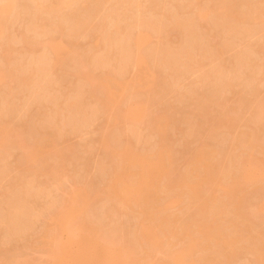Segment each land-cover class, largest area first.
<instances>
[{
  "label": "rangeland",
  "instance_id": "rangeland-1",
  "mask_svg": "<svg viewBox=\"0 0 264 264\" xmlns=\"http://www.w3.org/2000/svg\"><path fill=\"white\" fill-rule=\"evenodd\" d=\"M224 1L0 0L12 5L0 16V264H65L60 243L73 251L83 239L89 248L81 246L88 250L79 253L90 263H101L106 248L112 247L108 243L116 242L121 252L124 249L114 251L116 263L174 264V253L186 250L184 264H209L204 251H217L219 243L212 239L209 246L208 239L201 236L200 241V235L191 234L197 223L213 224L209 226L220 232L216 235L225 232L226 238L230 230L235 231L229 236L237 231L236 222L242 221L236 227L247 230L243 220L251 233L241 234L243 240L236 246L227 241L224 249L236 247L230 255L224 256L227 251L220 246L225 257L221 263L264 264V252L256 250L264 248V115L257 110L264 100V0L225 1L233 9V16L231 10V17L228 12L226 16L237 18L232 20L224 15ZM139 33L137 47L133 40ZM52 39L61 49L51 47ZM136 55L142 56L141 62L135 61ZM108 92L115 95L112 104L104 102ZM159 116L165 120L161 130ZM249 137L260 143L244 148ZM121 147L137 156L148 157L156 149L169 153L163 156L162 174L160 170L154 179L162 193L152 202L157 207L161 199L163 208L166 201L167 218L178 217L168 225L173 233L158 227L161 207H154L149 217L140 209L143 200L140 204L132 195H120L121 190L115 194L118 198L108 196L106 189L130 185L127 169L136 172L141 165L135 158L122 160ZM201 148L212 152L213 170L221 172L211 183L203 181L199 194L188 195L176 181L196 175L190 172V161ZM117 151L120 156H112ZM251 166H257L255 178L247 172ZM118 167L122 173L116 177H122L116 184V172L111 175ZM163 182L175 185L169 183V189ZM227 188L234 190L231 196L241 195L238 210L244 209L246 219L236 217L240 211L235 213V196L229 197ZM130 197L135 201L127 207ZM172 198L177 202L169 203ZM71 205L76 206L72 216L61 224L58 215ZM143 225L157 234L158 241H153L158 243L141 241L137 229ZM187 234L203 242V248L199 243L193 247ZM255 241L261 245L256 249ZM205 244L212 248L207 250ZM213 251L209 262L219 264L220 253Z\"/></svg>",
  "mask_w": 264,
  "mask_h": 264
},
{
  "label": "bare ground",
  "instance_id": "bare-ground-1",
  "mask_svg": "<svg viewBox=\"0 0 264 264\" xmlns=\"http://www.w3.org/2000/svg\"><path fill=\"white\" fill-rule=\"evenodd\" d=\"M5 1V0H4ZM224 1V0H223ZM225 1H228L229 3H232V2H235V1H233L232 0V2L230 1V0H225ZM223 2L222 4H224L223 6H225V7H222V9H225V12H224V15H225V17H226V19L228 18V16H230L229 15V11L231 10V12H230V14H232V16H233V13H232V10L233 9H231V7H230V10L228 9V4L229 3H227V2ZM241 1V0H240ZM239 1V2H240ZM227 3V4H226ZM240 3H242V2H240ZM231 5V4H230ZM12 7V5H11V2L10 3H8V2H0V16L3 14L2 13V11H5L6 9H8L9 7ZM51 7H54L55 5H54V3H53V6L52 5H50ZM50 6L48 5V9H51L50 8ZM232 6V5H231ZM234 6V5H233ZM242 6V5H241ZM246 6V5H245ZM45 7V6H44ZM243 7V6H242ZM260 7V6H259ZM258 7V8H259ZM47 8V7H46ZM233 8V7H232ZM255 8H256V6H255ZM10 9V8H9ZM54 9V8H53ZM226 9H228V10H226ZM259 9H261V8H259ZM52 10V9H51ZM258 10V9H257ZM223 11V10H222ZM222 11H221V13H222ZM235 11H237L236 10V8H235ZM241 11V10H240ZM245 11V10H244ZM243 11V12H244ZM247 11V10H246ZM227 12H228V14H227ZM207 13V12H206ZM235 14H236V12H234ZM245 13V12H244ZM263 13V12H262ZM226 14L228 15V16H226ZM264 14V13H263ZM200 15V14H199ZM240 15V14H239ZM246 15V14H245ZM258 15L260 16V15H262L261 13H258ZM257 14H256V16H258ZM203 16V15H202ZM241 16V15H240ZM248 16H250V15H248ZM255 16V17H256ZM263 17H264V15H262ZM262 16H260V18H262ZM231 17V16H230ZM246 17V16H245ZM251 17V16H250ZM234 17H232L231 19H229V20H232ZM236 18V17H235ZM234 18V19H235ZM257 18H259V17H257ZM237 19V18H236ZM263 21H264V19H263ZM261 22V21H260ZM259 24V23H258ZM0 27H2V25L0 26ZM141 31V30H140ZM143 31V30H142ZM138 35V37H136V39L135 40H133L134 42V45L135 46H137V44H139V35H141L140 33L139 34H137ZM135 36V35H134ZM134 39V38H133ZM49 41V40H48ZM49 42H51V41H49ZM48 42V43H49ZM132 42V41H131ZM52 43H53V39H52ZM49 44H51V43H49ZM48 45V44H47ZM64 45V44H63ZM66 45V44H65ZM140 45V44H139ZM50 46V45H49ZM55 47V49H61V47H62V44H60V43H58V42H54L53 44H51V47ZM134 46V47H135ZM138 47V46H137ZM51 49H53V48H51ZM57 54V53H56ZM140 54V53H139ZM142 56H139V55H136V57H135V61L136 62H141L142 61V58H141ZM109 93V92H108ZM114 94V93H113ZM111 92L106 96V97H103V98H105V103L106 104H108L107 102H109L110 104H112L113 103V99H115L114 97H115V95H113ZM107 100V101H106ZM264 101V100H263ZM261 102L260 101V105L258 106V105H256V106H258V111L260 112V115L262 114V115H264V102ZM112 102V103H111ZM72 104H73V102H72ZM71 104V105H72ZM109 104V105H110ZM115 104V103H114ZM76 105V104H75ZM107 106V105H106ZM114 106V105H113ZM113 106H111V108L113 107ZM109 107V106H108ZM258 115H259V113H258ZM258 117V116H257ZM159 119H160V116H159ZM163 120H164V118L162 117V120L160 119V121H162L161 122V124L163 123ZM231 120V119H230ZM165 121V120H164ZM6 125V124H5ZM160 126V125H159ZM6 127V126H5ZM161 127H163V124L160 126V129L159 130H161L162 128ZM7 128V127H6ZM1 129V128H0ZM8 129V128H7ZM2 130V129H1ZM1 132V131H0ZM2 132H3V130H2ZM4 132H5V129H4ZM7 132H9V129L7 130ZM7 132H5V133H7ZM160 132H162V131H160ZM163 133V132H162ZM4 134V133H3ZM9 134V133H8ZM5 136V135H4ZM0 137H1V141H3V136L2 135H0ZM3 137V138H2ZM246 137V136H245ZM244 137V138H245ZM253 137V136H252ZM255 139V138H254ZM254 139H252L251 137H249L248 139H244L245 141L247 140V143L250 145H246L247 143L246 142H244V143H246V144H243L244 145V148L246 147V146H248V148L247 149H249L251 146H254V145H256V142H259V141H257L256 139L254 140ZM103 140H105V139H103ZM242 140V139H241ZM40 141H42V140H39V142ZM43 141H44V146H46L45 145V143H46V141L47 140H45V138L43 139ZM42 141V142H43ZM50 141V140H49ZM41 142V143H42ZM243 142V141H242ZM49 143V142H48ZM260 143V142H259ZM259 143H258V145H259ZM108 144V143H107ZM51 145V144H50ZM49 145V146H50ZM243 145H242V147H243ZM122 146V145H121ZM125 145H123V147H124ZM237 146V145H236ZM239 146H240V143H239ZM238 146V147H239ZM262 146V145H261ZM123 147H121V149H124ZM258 147V146H257ZM256 147V148H257ZM259 147H260V145H259ZM258 147V148H259ZM113 148V147H112ZM111 148V149H112ZM236 148V147H235ZM255 148V147H254ZM262 148V147H261ZM117 149H119V148H117ZM130 148H128V149H124V151H122V150H119V151H121L122 153L120 154L121 155V159L122 160H126L127 162H129V160H131L132 162H134L135 160H133L134 158L135 159H137L140 163L139 164H141L140 165V168H139V170H137L136 172H135V170L134 169H132V171L133 172H129V171H131V168H130V163L129 164H126V162H123V161H121V159H119V163H120V161L122 162V163H124V164H126V165H129L128 167L130 168V169H127V170H129L128 171V173H130V174H128V176L130 177L131 176V183H130V181H129V183H130V185L129 184H124V185H122V187H117L116 185H114L113 187H111V188H108V189H106V191L108 190L109 192V194H108V196L110 197L111 195H113L114 194V196L113 197H116L115 196V194L118 192L119 193V191H120V195H121V193L125 196V197H128L129 198V196L130 195H132L133 197H135V200L136 199H138V201H140L139 203L141 204V201L143 202V203H145V204H143V208H140V209H142V211H143V213L146 211V214H147V216L149 215V217H151V215H154V214H152V213H155L156 212V210H158V209H160V207L161 206H159V204L161 203L160 201H161V199H159V202H158V208L157 207H155L156 206V204H155V202L153 203L152 201H154L155 199H156V197H157V194L158 193H162V190L160 191V192H158V190L160 189V186L159 185H156V183L154 182V179L155 178H157V174L159 173V171L161 170V174H162V171H163V156H164V154H166L165 156L167 157V153L168 152H163V151H161V150H157L156 149V151L154 152V153H152L151 155L150 154H148V155H150V156H137V155H134L133 153H131V151H128ZM253 149V148H252ZM264 149V148H263ZM115 150H116V148H115ZM131 150V149H130ZM133 150V149H132ZM200 151H197V153H195L194 154V157H193V159H192V161H190L191 163V166L193 165V168H194V170H191V169H193L191 166H190V172H196V175L195 174H193L194 176H191V174L188 176V174H187V177H186V175L185 176H183V178H185V179H182V178H180V179H182V180H180L179 182H177L176 181V183H177V186L178 187H180L181 189H186V191H187V194L189 195V193L191 194V195H195L196 193H197V189H198V187H199V185L203 182V181H207V182H210L211 183V181H213L214 180V176H216V174H217V172H218V174L221 172H219V171H216V172H214L216 169H214L213 170V166H214V162L212 161V152L211 151H209V149L207 148V150H204V148H201V149H199ZM111 151V150H110ZM113 152H115V151H113ZM133 152V151H132ZM135 152V151H134ZM32 153V152H31ZM30 153V154H31ZM109 153H111V152H109ZM119 153L120 152H116V153H114V154H112V156L113 155H119ZM33 154H35V153H33ZM169 154V153H168ZM119 155V156H120ZM143 155V154H142ZM146 155V154H145ZM31 156V155H30ZM32 156H34V155H32ZM119 156H116V157H118L119 158ZM231 158V157H230ZM230 158H229V160H230ZM254 158V157H253ZM116 159V158H115ZM191 159V158H190ZM189 159V160H190ZM116 160H118V159H116ZM254 160V159H253ZM257 161V160H256ZM118 163V162H117ZM122 163H121V167L123 166L122 165ZM232 163V162H231ZM253 163L255 164H257L258 162H255V161H253ZM213 164V165H212ZM216 164V163H215ZM224 164H227V163H223V164H221L222 165V167H225L224 166ZM219 165V164H218ZM117 166H119V165H117ZM217 165H215V167H216ZM227 166V165H226ZM120 167V168H121ZM231 167V166H230ZM119 167H118V171H117V169H116V171H115V169H114V172H113V174L111 175L112 177H113V175H114V173L116 172V175H115V178H117L116 176L118 175V174H120L121 175V173H122V169H120ZM125 168V167H124ZM123 168V169H124ZM217 168V170H220L218 167H216ZM221 168V167H220ZM226 168V170L228 169V167H225ZM225 168H224V170H225ZM119 169L121 170V171H119ZM125 169V170H126ZM189 169V168H188ZM223 169V168H222ZM221 169V170H222ZM231 169V168H230ZM229 169V170H230ZM257 169V166H254V167H250V170H248L247 172H250V175L253 177L254 176V178H255V176H257V174L256 173H254V170H256ZM231 171V170H230ZM229 171V172H230ZM126 172V171H125ZM189 172V173H190ZM194 172V173H195ZM222 172H223V170H222ZM228 172V171H227ZM247 172H246V174H247ZM124 173V172H123ZM187 173H188V171H187ZM216 173V174H215ZM224 173H226L225 171H224ZM232 173V172H231ZM241 173H243V171L241 172ZM186 174V173H185ZM215 174V175H214ZM222 174V173H221ZM229 174V173H228ZM233 174V173H232ZM125 175H127V172L125 173ZM133 175H135L136 177H135V180L134 179H132V176ZM223 175V174H222ZM225 176H227V175H225ZM233 176V175H232ZM247 176H249V175H247ZM122 177V176H121ZM121 177H118L117 179H116V184H117V182H119L118 180H120L121 179ZM129 177H128V179H129ZM159 177V176H158ZM133 178H134V176H133ZM236 178H237V176H236ZM251 178V177H250ZM111 179V178H110ZM159 179H161V177L159 178ZM168 179V178H167ZM216 179V178H215ZM231 179H232V177H231ZM113 180V179H112ZM132 180H133V182H132ZM111 181V180H110ZM234 181V180H233ZM232 181V182H233ZM162 182V181H161ZM215 182V181H214ZM213 182V183H214ZM108 183H109V181H108ZM107 183V184H108ZM155 183V184H154ZM164 183V185L166 184L165 182H163ZM170 183V182H169ZM169 183L168 184H166V186L168 185V187H170V185H169ZM234 183H235V181H234ZM106 184V185H107ZM154 184V185H153ZM158 184V183H157ZM171 184V183H170ZM232 184V183H231ZM113 184H111L110 186H112ZM172 186L173 185H175V183L173 184V182H172V184H171ZM230 186V185H229ZM234 187H232V189L233 188H235V185H233ZM163 187V186H162ZM162 187H161V189H162ZM165 187V186H164ZM167 187V188H168ZM178 187H174V189L175 188H178ZM237 187V186H236ZM107 188V187H106ZM118 188H120V189H118ZM172 187H170L169 189H171ZM219 188V187H218ZM229 188H231V187H229ZM87 189V188H86ZM104 189V188H103ZM110 189V190H109ZM165 189V188H164ZM173 189V188H172ZM228 189V188H227ZM236 189V188H235ZM238 189V188H237ZM179 190V189H178ZM223 190V189H222ZM104 191H105V189H104ZM105 191V192H106ZM122 191H124L125 192V194H124V192H122ZM174 191V190H173ZM181 192H182V190H180ZM186 191H184V192H186ZM224 192H225V190H223ZM232 193V191H234V190H230V189H228V191H226L225 193L226 194H228L229 195V197L231 196L230 195V192ZM239 191V190H238ZM238 191H236L235 190V193H237ZM84 192H86V191H84ZM104 192V193H105ZM158 192V193H157ZM166 192H167V190H166ZM181 192H180V194H181ZM183 192V193H184ZM90 193V191L88 192V194ZM107 193V192H106ZM164 193V192H163ZM169 193V192H168ZM174 193V192H173ZM173 193H171V194H173ZM234 193V192H233ZM156 194V197H154V195ZM165 194V193H164ZM167 194V193H166ZM171 194H169V196L171 195ZM197 194H199V193H197ZM205 194V193H204ZM127 195V196H126ZM129 195V196H128ZM168 195V194H167ZM174 195H175V193H174ZM177 195H178V193H177ZM206 195H207V193L205 194V197H206ZM224 195V194H223ZM238 195V194H237ZM82 196H83V194H82ZM118 196H119V194H118ZM124 196H123V198H124ZM159 196V195H158ZM161 196V195H160ZM169 196H167V197H169ZM180 195H178V197H179ZM200 196V195H199ZM199 196H197V197H199ZM203 196V195H202ZM201 196V197H202ZM208 196H210V195H208ZM234 196H235V194L233 195V196H231V198L233 197L234 198ZM86 197H88V195H86ZM133 197H130V200L129 199H127V201H125V204H126V206L127 207H129L128 206V203H131L132 204V200H134V198ZM140 199H139V198ZM153 197H154V200H153ZM162 197V196H161ZM177 196H176V198H177V200L179 199ZM182 197V196H181ZM188 197V196H187ZM225 197H226V195H225ZM228 197V198H229ZM241 195H239V197L238 196H235V201L234 202H232V204H233V207H235L237 210H235V208H232V210L234 209L235 210V213H238V211H240V210H238V206L240 205H242V204H240L239 202L241 201ZM116 198H118V197H116ZM132 198V199H131ZM164 198V197H163ZM170 198H171V196H170ZM191 198H192V196H191ZM191 198H189V199H191ZM206 198H208V197H206ZM210 199H211V197H209ZM228 198H226L227 199V201H229V199ZM240 198V199H239ZM110 199H112V197L110 198ZM198 199H200V197L198 198ZM205 199V198H204ZM114 200V199H113ZM134 200V201H135ZM167 200H169V199H167ZM177 200L175 199V198H172V199H170L168 202L169 203H173L174 201H176L177 202ZM213 200V198L211 199V201L210 202H213L212 201ZM240 200V201H239ZM131 201V202H130ZM133 201V202H134ZM137 200H136V202H138ZM207 201H209V199L207 200ZM215 201H217V200H215ZM230 201H231V199H230ZM229 201V202H230ZM189 202V201H188ZM135 203V202H134ZM166 203V201L164 202V204H163V208H164V206L166 207V208H168V206H166V205H168V204H165ZM216 203V202H215ZM231 203V202H230ZM243 203V202H242ZM137 204V203H136ZM155 204V205H154ZM214 204V203H213ZM217 204V203H216ZM227 204V203H226ZM239 204V205H238ZM161 205V204H160ZM207 205V204H206ZM205 205V206H206ZM210 205V204H209ZM211 205H212V203H211ZM229 205V204H228ZM202 206H204V202L202 203ZM214 206V208H215V204L213 205ZM212 206V207H213ZM239 206V207H240ZM74 207H76V206H74ZM74 207L71 205L69 208H67L66 209V211L65 212H62L61 214H59L58 215V220H62V222H61V224H64L65 222H66V220L67 219H69L71 216H72V214H73V212H74ZM130 207H131V205H130ZM140 207H142V205H140ZM157 208L156 210H154L153 211V209H155V208ZM209 207H211V206H209ZM162 208V207H161ZM163 208H162V210H158V211H164L162 214H163V216L161 215V214H159V215H161L160 217H158L159 215L157 214V217H158V227L159 228H164V231L166 230V232L167 233H173V230L170 232V228L173 226V224H172V222H174L175 221V218L176 217H174V218H172V220L170 219V218H167V217H169L170 216V214H168V216L165 214V211H166V209H164L163 210ZM199 208H201V207H199ZM202 209V208H201ZM201 209H199V210H201ZM217 209V208H216ZM203 210V212H205L207 209H202ZM202 210H201V212H202ZM221 210H223V209H221ZM215 211V210H214ZM217 211H220L219 210V208L217 209ZM237 211V212H236ZM83 212V211H82ZM166 212H168V211H166ZM211 212H212V210H211ZM243 213L245 212L244 211V209H243V211H242ZM248 212V211H247ZM142 213V212H141ZM159 213V212H158ZM207 213V212H206ZM216 213V212H215ZM215 213H214V215H215ZM222 213V212H221ZM225 213V212H224ZM234 213V214H235ZM243 213H241V211L239 212V214H235L236 215V217L238 218V220H243V219H246V218H243V217H246ZM145 214V213H144ZM144 214H142V216L144 215ZM151 214V215H150ZM223 214V213H222ZM222 214H220L219 213V216H223ZM138 215H140V214H138ZM172 215H175L176 216V213H172ZM171 215V216H172ZM212 215H213V213H212ZM213 215V216H214ZM244 215V216H243ZM252 215V214H251ZM77 216V215H76ZM211 216V215H210ZM217 216V215H216ZM216 216H214V217H216ZM247 216H249V215H247ZM154 217H156V215L154 216ZM156 217V218H157ZM241 217V218H240ZM250 217V216H249ZM249 217H247V219H250ZM167 218V219H166ZM159 219H162V220H159ZM177 219H178V217H177ZM177 219H176V221H177ZM210 219H211V217H210ZM174 220V221H173ZM211 220H213V219H211ZM217 220V219H216ZM216 220H215V222H216ZM230 219H228V221H229ZM234 220V219H233ZM232 220V221H233ZM251 220V219H250ZM159 221H160V223H161V225H165V226H167V227H163V226H161L160 225V223H159ZM175 221V222H176ZM195 221V220H194ZM219 221V220H218ZM223 221L224 222H226L224 219H223ZM227 221V222H228ZM236 221V220H235ZM235 221L234 222H232V224L233 223H235ZM243 221H245V223H244V225L246 224V226H247V230H246V228H244V227H241V228H244L245 230L243 231V229H241V228H238V227H236L237 225H238V223L236 222L235 223V228H236V232L233 234V236H231L232 234H230V236L228 235L229 233H231L230 231H232V230H234V229H232V230H230L229 231V233L227 232V237L229 238V237H231V238H229L228 240H227V237L225 238V236L224 235H226V234H222L220 237H218L219 235H216V230H214V227H210L209 225H211V223L209 224L208 222H207V220H206V222H207V224H202V223H204V222H201L200 224L201 225H199V223H197V225H198V228H195V231H193L191 234H193L194 232V234H196L197 233V235H200V237L198 238V236L196 237V238H198L199 240L201 239L202 240V238L204 237V238H206V240L208 239L209 240V242H210V240H211V242H212V239H215V241L216 242H218L217 244H218V246H219V249L218 250H220V249H222L223 248V250L226 252L227 251V253H225V255L224 256H227V255H230V254H228V251H229V253H231L230 251H235V248L236 247H233V249L231 250V249H224V248H226V245H227V241H230L231 243H234L233 244V246L238 242V243H240V241L241 240H243V239H241L240 240V238L241 237H243L244 235H242L241 236V234H245V236H246V233L245 232H247L248 230L250 231V229H249V224H248V222L246 221V220H243ZM174 222V223H175ZM196 222H198L197 220H196ZM210 222H213V221H210ZM215 222H214V224H215ZM220 222H222V221H220ZM224 222H222V223H224ZM242 222V221H241ZM240 222V223H241ZM247 222V223H246ZM251 222V221H250ZM216 223H218V222H216ZM222 223H221V225H222ZM240 223H239V226H240ZM93 224V223H92ZM172 225V226H168V225ZM219 224V223H218ZM217 224V225H218ZM225 224V223H224ZM230 225V226H228L229 228H231V226L233 227L234 225ZM94 225V224H93ZM93 225H92V229H93ZM195 225V224H194ZM193 225V226H194ZM197 225H195V227H197ZM204 225V226H203ZM213 225V224H212ZM211 225V226H212ZM221 225H219V227L221 226ZM243 224H242V226H244ZM66 226V225H65ZM145 225H143L142 227H140L139 229H137V231H139L138 233H137V235H139L143 240H141V241H144V239L146 240V241H144V243H147V241H148V243L149 244H151L152 242L153 243H155L153 240L155 239V240H157V238H156V235L157 234H155V232L153 231L152 232V230L151 229H148L147 227H144ZM214 226V225H213ZM227 226H226V228H227ZM251 226V225H250ZM138 227V226H137ZM218 227V226H217ZM216 228V227H215ZM92 229H90L89 231H91ZM136 229V228H135ZM196 229H198V232L200 231L201 232V234H200V232H199V234H198V232L196 231ZM220 229V228H219ZM223 229V228H222ZM151 230V231H150ZM169 232H168V231ZM227 229H225V231H226ZM242 232H241V231ZM253 230V229H252ZM88 231V232H89ZM218 232H219V230H217ZM235 231V230H234ZM134 232V231H133ZM244 232V233H243ZM220 233V232H219ZM249 233V232H248ZM250 233H251V231H250ZM254 233V232H253ZM133 234V233H132ZM191 234H187V236H189V237H187L188 239H191L192 241L191 242H193L194 240H195V238L193 237V236H191ZM218 234V233H217ZM260 233H258V235H259ZM84 235H86V234H84ZM89 234H87V236H88ZM250 235V234H249ZM253 234H251V236H252ZM80 236V235H79ZM83 236V235H82ZM196 236V235H195ZM201 236H203V237H201ZM216 236V237H215ZM224 236V238H222ZM248 236V235H247ZM89 237V239L91 240V237L90 236H88ZM136 238H137V236H135ZM158 237V236H157ZM250 237V236H249ZM252 237H254V236H252ZM260 237H262V236H259V237H257L258 239L260 238ZM80 238V237H79ZM83 238V237H82ZM81 238V239H82ZM86 238V237H85ZM97 238V237H96ZM104 238V237H103ZM203 238V239H204ZM220 238V239H219ZM256 237H255V239H257ZM105 239V238H104ZM198 239H197V241H198ZM249 239V238H248ZM261 239V238H260ZM259 239V240H260ZM263 239V238H262ZM261 239V240H262ZM84 240V239H83ZM83 240H80V242H79V245H78V249H76L75 248V250H73V251H71L70 250V248H68V245H67V243H60V245H59V248H58V250H59V254H64V262H65V264H123V261L120 263V261H118L117 263H116V261H115V259H114V257H116V256H113L114 255V251L116 250V253H119V247L117 248L116 246H118V245H116V242L114 243V245H115V247H113L114 245H111L110 243H108L109 244V246H112L111 248H110V250H108V248H106V251H107V253L104 251V253H103V255L106 253L107 255L106 256H103V259L104 260H101V263L99 262V261H97V262H95V263H90L89 261L91 260H88V259H84V258H81L82 256H80V254L82 253V249L84 250V249H86L89 245H88V243L86 242V241H83ZM89 240V242H91L92 243V241H90ZM92 240H94L93 238H92ZM99 240H100V238H99ZM200 240V241H201ZM205 240V242L206 243H208L207 241ZM103 241V240H102ZM134 241H136L135 239H134ZM140 241V240H139ZM151 241V242H150ZM158 241V240H157ZM199 241V242H200ZM204 241V240H203ZM258 241V240H257ZM257 241H255V244L252 246V247H254L255 249H256V247H260L261 245H259L258 243H257ZM97 242V241H96ZM100 242H101V240H100ZM195 243L194 244H196V245H194L193 244V247H195V246H197V244L199 243V242H197L196 243V241H194ZM211 242L208 244L209 246H211ZM216 242H214V248L215 249H217L216 247V245L217 244H215ZM229 242V244H231ZM244 242H245V240H244ZM254 242V241H253ZM252 242V243H253ZM102 243H104V242H102ZM156 243H158V242H156ZM155 243V244H156ZM190 243V242H189ZM202 243V245L200 244V247H202L203 248V242H201ZM213 243V242H212ZM226 243V244H225ZM251 243V244H252ZM262 243H263V241H262ZM96 245H97V243H95ZM106 244H107V242H106ZM242 244H243V241H242ZM241 244V245H242ZM250 244V243H249ZM249 244H248V248H249ZM91 245V244H90ZM92 245H94V244H92ZM120 245V244H119ZM123 245V244H122ZM207 244H205V246H206ZM208 245L206 246L207 247V250L210 248H208ZM223 245H225V247L223 246ZM232 245V244H231ZM237 245H239V244H237ZM247 245V244H246ZM246 245H244V247L246 246ZM263 245V244H262ZM81 246H87L86 248H82ZM100 245H97V247H99ZM190 246H191V244H190ZM213 246V245H212ZM220 246H222V248L220 247ZM236 246V245H235ZM243 246V245H242ZM200 247H197L198 249L200 248ZM205 247V248H206ZM89 248V247H88ZM88 248H87V250H88ZM91 248H92V246H91ZM96 248V247H95ZM122 248V247H121ZM124 248H126V247H124ZM186 248H188V247H186ZM190 248V247H189ZM192 248V247H191ZM196 248V247H195ZM212 248V247H211ZM210 248V249H211ZM254 248H252V249H254ZM261 248H262V246H261ZM261 248H258V249H256L257 250V252H258V250L260 249V251L261 252H264L263 250H264V248L263 249H261ZM80 249H81V253H79L80 252ZM92 249H94V247L92 248ZM98 249V248H97ZM180 249V248H179ZM182 249V248H181ZM180 249V250H181ZM183 249H185L184 247H183ZM214 249V250H215ZM250 249H251V247H250ZM124 249H122V252H124L123 251ZM188 250V249H187ZM193 250V249H192ZM204 250H206V249H204ZM213 251V250H210V254H205V253H207V251L205 252L204 251V254L203 255H205L206 256V258H205V260H207V256L208 257H210V260L212 261V256H213V254H211V251H213V253L214 254H217V253H215V252H219L220 253V256L224 253V251L222 250V253L220 252V251ZM92 251V250H91ZM90 251V249H89V252H91ZM127 251H129V250H127ZM253 251V250H252ZM258 252V253H261V252ZM88 252V253H89ZM95 252V251H94ZM120 252H121V250H120ZM121 252V253H122ZM177 252V251H176ZM186 253V250H181V251H179L178 250V252L177 253H174V255L172 256L174 259V264H184L183 263V260H184V257H183V255H184V253ZM189 251H187V253H188ZM253 252H256V251H253ZM85 253V252H84ZM219 253H218V255H219ZM91 255H93V253L91 252L90 253ZM110 254V255H109ZM123 254H125V253H123ZM122 254V255H123ZM227 254V255H226ZM95 255V254H94ZM116 255H118V254H116ZM212 255V256H211ZM218 255H216V256H218ZM257 255V254H256ZM126 256H127V254H126ZM220 256H218L217 258H219ZM223 256V255H222ZM221 256V259H220V263H221V260H222V258H224L223 260H225V257H222ZM232 256V255H231ZM264 253H263V255H262V261H263V263H264ZM87 257V256H86ZM89 257V256H88ZM104 257H106V258H104ZM123 258V256H119V258ZM128 257V256H127ZM131 257V256H130ZM129 257V258H130ZM228 257H230V256H228ZM258 257V256H257ZM63 258V257H62ZM118 258V259H119ZM124 258H126L125 256H124ZM101 259V258H100ZM126 259H128V258H126ZM126 259H124V261L126 260ZM198 259V258H197ZM200 259H203L202 258V256H201V258H199V260ZM209 259V258H208ZM87 260V261H86ZM129 260V259H128ZM210 260H208V263L209 264H211V262H209ZM214 260H216V258H214ZM258 260L260 261V258H258ZM94 261H96V260H94ZM102 261H104V262H102ZM217 261V263H215V261H214V263L215 264H218V260H216ZM258 261V262H259ZM201 262H203V261H201ZM207 262V261H206ZM201 263V264H207V263ZM213 262V261H212ZM225 262H227V259H226V261ZM125 264H126V262H124ZM219 263V264H220ZM189 264H192L191 262H189ZM221 264H224V262L223 263H221ZM226 264V263H225Z\"/></svg>",
  "mask_w": 264,
  "mask_h": 264
}]
</instances>
